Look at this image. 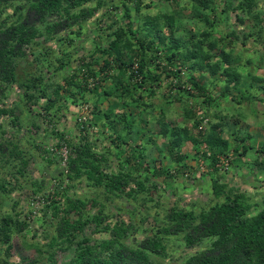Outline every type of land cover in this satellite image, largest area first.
<instances>
[{"label":"trees","instance_id":"trees-1","mask_svg":"<svg viewBox=\"0 0 264 264\" xmlns=\"http://www.w3.org/2000/svg\"><path fill=\"white\" fill-rule=\"evenodd\" d=\"M159 1L0 0V105L8 88L17 82L15 67L17 61L24 56V49L31 47L32 43H36L43 36L45 39L57 41L59 33L65 31L66 42L90 40L93 47L88 52L89 59L86 60V56H83L79 60V71L85 69L82 84L71 79L70 86L64 91L71 90L69 92L72 94L74 88L77 90L82 87L95 95L97 101H101L102 96H112L139 112L152 113L156 110L152 99L161 91V80L169 76L179 79L181 69L185 66L189 69L187 83L177 85L174 88L176 93L173 94L180 102L182 110L178 116L181 119L177 116L168 118V113L174 111L162 106L158 109V116H151V120L159 127L171 162L183 166V161L190 154L183 151L182 147L189 141L194 151L193 159L197 162L204 160L214 174L218 170V155L228 154L230 147L240 156H246L250 150L254 164L262 170L260 166L264 164V158L259 161L257 156L258 153L264 154V141L257 147L246 145L243 144V138L237 135L232 137L230 132L227 134L233 140L230 145L223 134L227 133L226 119L233 115L232 109L223 102L218 104L221 98L226 99L230 95V85L235 89L241 84L251 88L254 81L260 78L249 72L247 66L245 68L248 64L231 54L230 44L234 40H227V36H233V31L227 36L212 37L216 25L214 18L221 15L224 26L227 27L230 24V12L236 11L237 22L249 29L245 38L254 35L259 41L262 40L264 28L261 23L264 20L253 10L259 0H236V4H233V0H173L176 7L165 10L159 8ZM188 8L190 11L186 15L183 11ZM93 17L97 20L91 22L92 28H88L85 25ZM187 17L194 21V30L183 27L182 21L189 19ZM203 23L207 27L202 29L199 25ZM106 29L110 31L107 32ZM95 31L90 38L88 32ZM71 54L69 52L65 54L66 57L57 59L60 62L59 67L68 64ZM176 60H180L181 68L171 71L169 66ZM95 65H99V70L95 69ZM111 69H118L112 88L103 90L101 87L100 90L97 84H88L87 79H98L100 72L107 76ZM218 70L220 75L216 79L222 80L224 86L216 98L209 87L200 81L207 72L211 75ZM194 72H198L200 76H194ZM48 79L45 83H49V86L42 91L46 118L56 115L63 108L60 102L63 85L56 78ZM248 79L252 80L246 85ZM34 80L37 86L40 82L45 87L46 84L36 75L34 79L26 80L23 85L30 89L35 86ZM126 80L131 83H126ZM167 87L172 89L174 86L170 84ZM83 92L77 99L82 103L87 100ZM28 97L33 98L32 95ZM190 98L196 104L191 105ZM239 100L253 102L257 100V96L251 93L243 94L240 98L233 96V108L241 106ZM260 101H264V98ZM217 105L219 112L214 111ZM15 111L14 107L0 106V197L13 189L23 188L24 184L20 180L27 174V160L19 145L18 134L15 130H6L1 123V116L8 114L9 122L17 126V120L25 109L20 107V114ZM121 114L120 122L125 125L128 113L122 111ZM104 118L110 119L108 114ZM204 118L208 120L203 122ZM142 123L146 124V121L142 120ZM259 124L264 129V119ZM8 131L9 136H4ZM26 131L30 132V128ZM119 134L120 139H125L127 132L120 130ZM33 145L42 153H50L41 144ZM67 145L71 149L68 152L67 174L70 180L85 178L89 186H102L105 191L114 195L119 192L131 194V183L135 184L136 191H146V178H134L131 170L105 173L101 169L102 159H98L87 146L71 142ZM158 170L161 171V168ZM8 176L12 179H7ZM212 178V198L207 203L198 206L194 202L190 207L170 208L165 219L167 224L161 226L154 235L144 238L137 246H130L125 242L129 228L123 222L109 220L104 223L109 214L103 207L97 213L85 212L86 199L72 198L64 190L62 204L57 200H50L45 206L44 212L49 209L50 217L55 223L45 234L48 237L45 243L33 244L43 255L27 261L22 259L16 264H58L54 255L56 251L67 254L62 264H162L154 260L153 256L165 255L163 239L171 233L183 234L189 247L205 246L179 264H264V193L260 192L259 208L252 212L249 195L220 182L217 176L213 175ZM31 185V192L39 193L41 187L37 182L32 181ZM108 199L107 196L104 197V200ZM98 200L95 199L93 203L103 205ZM66 203L67 207L62 208ZM194 206L198 208L194 209ZM74 214L76 215L73 217ZM91 223H94L92 232L105 231L108 235L94 238L91 233L85 234ZM27 226L25 220L15 219L7 212H0V244L10 243L17 231ZM3 262H6L5 258ZM3 262L0 260V263Z\"/></svg>","mask_w":264,"mask_h":264},{"label":"rangeland","instance_id":"rangeland-1","mask_svg":"<svg viewBox=\"0 0 264 264\" xmlns=\"http://www.w3.org/2000/svg\"><path fill=\"white\" fill-rule=\"evenodd\" d=\"M233 4H236V0H233ZM175 5L173 0L159 1V8L162 10L175 8ZM253 10L264 20V0H259ZM189 11L188 8L183 13L187 15ZM235 13L236 11L230 12V24L227 27L224 26L221 15L214 18L216 25L212 37L227 36L230 35L228 34L230 31H233V36H227V40H234L230 44L231 54L248 64L245 65V68L247 66L249 72L260 80L254 81V86L251 88L248 84L252 79H248L247 87L241 84L235 89L230 85V95L226 99H220L218 104L223 102L225 106L232 109L231 113L233 114L226 119L227 133H224L223 136L230 142V145L233 142L232 137L237 135V137L243 138V144L257 147L264 141V129H262V124H259L264 119V101H260L264 98V38L260 41L254 35L245 38L249 29L237 22ZM96 20L93 17L85 26L92 28L91 22L94 23ZM261 24L264 28V21ZM182 25L186 29L194 30V27L196 28L194 21L190 18L183 19ZM199 27L203 29L207 25L203 23ZM94 29L97 28L94 27ZM65 33V31L59 33L57 41L45 39L44 36L40 37L36 43L31 44V47L24 49L25 54L17 61L15 67L17 82L8 88L1 101L2 105L0 106L14 107L17 114H20V107L25 109L17 120V126L9 122L8 114L1 116V123L6 130H15L18 134L19 145L27 160V174L20 180L24 184L23 188L13 189L0 197V212H7L18 220L23 219L28 226L17 231L10 243L0 244V260L3 262V258L6 259V262L0 264H16L22 259L27 261L43 255L33 244L45 243L48 239L45 234L52 229L55 223V220L50 217V210L47 209L44 212L45 206L50 200H57L62 204L64 190L65 194L72 198L86 199L85 212L97 213L98 209L103 207L109 214L107 218L105 217L104 223L109 220L123 222L129 228L124 240L130 246L140 245L144 238L154 235L161 226L167 224L165 219L170 208L190 207L194 202H197L198 206L207 203L212 198L213 175L217 176L220 182L249 195L252 212L259 208V194L260 192L264 193V164L260 166L262 168L260 170L253 162L254 158L253 155H250V150L246 156H240L230 147L228 154H219L216 164L218 170L214 174L206 166L204 160L197 162L193 159L194 151L190 142L186 141L182 147L183 151L186 150L190 154L184 160L186 164L183 161V166H177L176 163L171 162L165 148L166 144H163L164 140L160 136L159 127L151 120V116H158V109L162 106L163 108L169 107L174 111L171 114L168 113V118L172 119L177 116L179 120L181 119L180 115L178 116L182 110L180 102L176 97H173L175 96L173 94L176 93L174 88L177 85L187 83L188 68L184 66L181 69L179 79L169 76L161 80V85L164 87L162 86L161 91L157 92L152 99V103L156 105V110L152 113L139 112L138 109H134L131 105L125 106L119 99L112 96H102L101 101H97L95 95L82 87L77 90L74 88L73 93L70 94L71 90H64L70 86L69 80L71 79L77 84H82L85 69L82 68L79 71L81 63L79 60L83 56H86V60L89 59L88 52L92 50L93 46L90 40L68 43L64 39ZM94 33L96 31L88 32L89 37L92 38ZM69 52L72 53L71 60L66 66L59 67L60 62L57 59L66 57L65 54ZM179 66L180 60H176L169 66V69L176 71L181 68ZM95 69L99 70V65H95ZM117 73L118 69L109 70L107 76L100 72L98 79L89 78L87 82L90 86L94 83L99 86V89L102 87L103 90L105 88L108 90L115 83ZM35 75L42 79V83L46 84L45 87L40 82L37 86L34 80L35 86L26 89L23 83L29 78L34 79ZM193 75L200 76L198 72H194ZM219 75L220 70L211 75L210 72H207L200 81L201 84L209 87L216 98L224 86L222 80L216 79ZM48 78H56L63 85L60 97L63 108L58 109L56 115L46 118V116L44 117L46 112L42 91H45L49 86V83H45L49 80ZM126 81L128 84L131 83L129 80ZM170 84L174 86L172 89L167 87ZM143 88L142 90H144ZM80 91H85L83 95L87 96L84 103L77 100L81 95ZM250 93L255 94L257 100L253 102L239 100L241 106L233 108L231 97L239 96L240 98L241 95H250ZM30 94L33 98L28 97L31 96ZM189 103L196 104L195 100H191V98ZM219 105L215 107V112H219ZM122 111L128 113V121L125 125L120 122ZM105 114H108L111 121L104 118ZM142 120H145L146 124L142 123ZM207 120L204 118L203 122ZM29 128L30 132H27L26 130ZM120 130L127 132L125 139L119 138ZM230 132L233 134L232 137L227 135ZM59 134H61L60 137ZM4 136H9V131ZM70 142L75 145L87 146L98 159H102L101 169L105 173L131 170L134 178H146V191H136L135 184L131 183L130 186L133 188L130 191L131 194L119 192L118 195H114L105 191L102 186H89L85 178L70 180L67 177L69 173L68 152L71 150L67 144ZM33 144H41L50 153H42ZM263 158L264 154L258 153L257 159L260 161ZM159 168L161 171L158 170ZM7 179H12V177L8 176ZM32 181H36L37 185L41 187L39 193L31 192ZM106 196L109 198L108 200H104ZM95 199L102 202L103 205L94 204ZM66 207L67 203L62 205V208ZM193 208L197 209L198 207L194 206ZM93 227L94 223L89 224L85 234L91 233L94 238L108 235V232L105 231L104 233L96 230L92 232ZM163 242L166 246L165 255L153 256L154 260L162 264H179L190 254L205 247L187 246L181 233L167 234ZM65 253L64 251L55 252L58 264H62L66 260L67 254Z\"/></svg>","mask_w":264,"mask_h":264},{"label":"built area","instance_id":"built-area-1","mask_svg":"<svg viewBox=\"0 0 264 264\" xmlns=\"http://www.w3.org/2000/svg\"><path fill=\"white\" fill-rule=\"evenodd\" d=\"M62 155H65V154H62ZM64 158H66V157L64 156Z\"/></svg>","mask_w":264,"mask_h":264}]
</instances>
